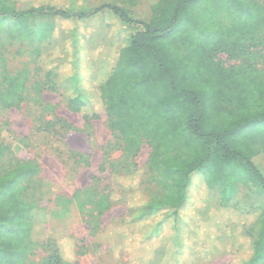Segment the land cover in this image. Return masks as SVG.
Segmentation results:
<instances>
[{
    "label": "trees",
    "instance_id": "trees-1",
    "mask_svg": "<svg viewBox=\"0 0 264 264\" xmlns=\"http://www.w3.org/2000/svg\"><path fill=\"white\" fill-rule=\"evenodd\" d=\"M61 1L64 3L40 0L25 12L0 7V24L12 21L10 32L16 37L36 36L50 50L53 39L68 41L71 57L64 49L58 50L53 69L57 81L46 90L58 93L60 102L86 121L96 117L86 112L93 97L83 85L81 73L80 53L87 27L96 22L97 14L102 13L101 19L108 12L117 24L112 27L113 40H119V25L135 30L123 38L114 68L96 88L109 127L121 140L124 153L135 154L139 138L147 139L151 146L149 182L167 189L165 193L145 190L138 200L126 205L121 220L126 228L122 229L123 239L130 236L137 249L146 245L151 249L145 248L143 256L137 257L140 264H203L211 260L213 251L192 244L198 228L184 216L197 175L216 192L214 198L225 208L241 191L246 201L253 199L256 206L249 213L255 219L243 230L249 255L241 264H264V178L252 162L259 152L254 147L259 134L264 140V81L251 74L256 71L253 65L232 79L216 61L228 49L227 34L207 35L205 31L200 35L196 31L204 29L202 19L209 14L208 8L221 2L241 6L235 12L219 6L234 22L232 33L253 24L260 11L250 0H165L163 5L160 0L162 15L146 23L115 6L86 12L84 0ZM32 14L52 18L53 23L28 30L25 17ZM59 70L67 71L64 77ZM218 82L223 90L214 91ZM90 92L94 94V90ZM36 171L32 163H17L0 173V264H24L35 245L36 223L31 219V205L21 193L23 182ZM116 199L123 200V194L100 193L95 202L98 215ZM47 262L76 264L56 255Z\"/></svg>",
    "mask_w": 264,
    "mask_h": 264
},
{
    "label": "rangeland",
    "instance_id": "rangeland-1",
    "mask_svg": "<svg viewBox=\"0 0 264 264\" xmlns=\"http://www.w3.org/2000/svg\"><path fill=\"white\" fill-rule=\"evenodd\" d=\"M39 1L0 0V7L25 12L39 5ZM164 1L161 0L162 5ZM83 2L86 12L110 5L146 23L155 22L163 12L160 0ZM250 3L260 11V17L253 24L230 32L234 22L219 6L234 12L241 6L221 2L208 8L209 14L202 19L204 29L196 31L200 35L205 31L207 35L225 37L227 34L228 49L217 56L218 65L232 79L253 65L256 71L251 74L263 82L264 0H250ZM100 15L87 27L80 53L83 85L93 97L86 112L96 114L88 121L82 114L68 110L60 102L58 93L46 90L57 81L53 69L58 50L64 49L71 57L68 41L60 43L55 38L50 50L36 36L16 37L10 32L12 21L0 24V173L17 163H32L37 167L35 175L23 182L21 193L31 205V219L36 223L35 245L29 249L24 264H48L51 255L76 264H140L137 257L145 248L151 251L149 245L137 249L130 236L123 239L122 229L126 228L121 220L126 216V205L138 200L142 192L165 193L167 189L149 182L152 173L147 160L151 146L147 139L139 138L135 154L124 153L121 140L109 127L97 89L114 68L123 38L130 37L135 30L119 25V40L115 41L112 38V27L117 25L115 18L108 12L101 19ZM25 20L31 31L53 23L52 18L37 14L27 15ZM66 72L59 70L61 77ZM213 87L214 91L223 90L222 82ZM228 106L231 108L233 104ZM262 138L259 134L254 143L259 152L252 162L264 178ZM113 173L122 176L115 177ZM108 192L123 194L124 199L114 200L98 215L95 208L98 195ZM214 193L202 176L194 177L190 190L192 201L184 211L186 219L198 228L196 243L192 244L199 250L213 251L211 260L203 264H241L249 255L243 230L255 219L249 211L256 203L253 199L246 201L241 191L225 208L217 203Z\"/></svg>",
    "mask_w": 264,
    "mask_h": 264
}]
</instances>
